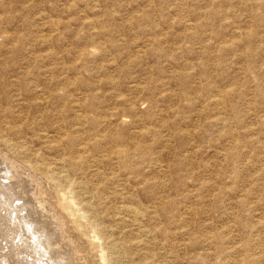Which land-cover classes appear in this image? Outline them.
<instances>
[{
	"label": "rangeland",
	"instance_id": "obj_1",
	"mask_svg": "<svg viewBox=\"0 0 264 264\" xmlns=\"http://www.w3.org/2000/svg\"><path fill=\"white\" fill-rule=\"evenodd\" d=\"M0 159L69 264H264V0H0Z\"/></svg>",
	"mask_w": 264,
	"mask_h": 264
},
{
	"label": "bare ground",
	"instance_id": "obj_2",
	"mask_svg": "<svg viewBox=\"0 0 264 264\" xmlns=\"http://www.w3.org/2000/svg\"><path fill=\"white\" fill-rule=\"evenodd\" d=\"M19 169L0 159V264H69Z\"/></svg>",
	"mask_w": 264,
	"mask_h": 264
}]
</instances>
